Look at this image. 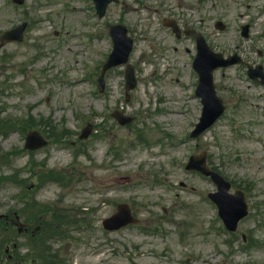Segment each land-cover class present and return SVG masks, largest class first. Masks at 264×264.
Returning <instances> with one entry per match:
<instances>
[{"label":"rangeland","instance_id":"obj_1","mask_svg":"<svg viewBox=\"0 0 264 264\" xmlns=\"http://www.w3.org/2000/svg\"><path fill=\"white\" fill-rule=\"evenodd\" d=\"M147 2L112 3L100 18L90 0H26L21 6L0 0V34L29 21L23 42L0 48V117H33L52 136L48 147L31 153L23 149L27 132L16 130L18 124L3 126L7 133L0 126V214L21 207L18 197L26 191L48 217L67 209L69 218L59 222H71L70 237L50 242L60 264H264V88L250 82L242 66L217 72L227 111L191 138L202 112L191 95L197 76L185 44L167 51L174 42L158 24L166 12L154 13ZM192 14L215 50L237 51L264 65V0H210ZM219 19L227 24L224 31L215 28ZM118 20L138 37L132 61L142 70L129 100L123 68L107 74L104 93L96 81L113 47L109 26ZM245 23L251 24L249 39L241 35ZM154 44L167 51L168 62L152 78L155 69L144 59ZM156 107L171 113L160 115ZM115 109L133 114L135 122L118 124L111 117ZM87 126L91 134L81 140ZM52 127L64 133L62 141ZM139 129L151 146L136 138ZM202 150L233 190H246L252 205L233 240L206 197L214 183L185 169L189 156ZM121 202L130 203L142 223L106 233L101 221Z\"/></svg>","mask_w":264,"mask_h":264},{"label":"water","instance_id":"obj_2","mask_svg":"<svg viewBox=\"0 0 264 264\" xmlns=\"http://www.w3.org/2000/svg\"><path fill=\"white\" fill-rule=\"evenodd\" d=\"M97 4H98V11L99 14L102 15L105 12L106 9V5L108 4V2H110L111 0H96ZM126 52V48H124L123 46H121L120 44H117V48H116V53H114V55L112 56V63L117 64L119 62H123L127 59V55L122 58L123 54ZM221 109V107L219 108ZM218 116V114H215V118ZM212 122V120L207 121L205 123V127H207L210 123ZM205 127H203L202 129H204ZM32 142H37V138L36 136H34L33 139H31ZM29 146V144H28ZM221 182V184L223 186H226V190L229 188V184L227 182H225L222 178H220L219 180ZM240 197V201L243 199V194L241 192L236 193L235 195H227L225 193V191H223L221 193V195L218 197V200L220 201V205L222 208V214L225 217L227 223L232 226V218L233 215H236L235 220L237 221L239 218H241L244 214H246L245 208H238V206L235 207V211L231 212V210L229 209L228 205H227V201L232 198L236 199ZM239 201V202H240ZM119 214L123 215L125 218H129L130 217V213L129 211L124 207H120L119 208ZM233 227V226H232Z\"/></svg>","mask_w":264,"mask_h":264}]
</instances>
